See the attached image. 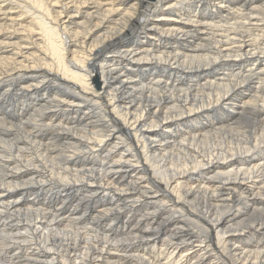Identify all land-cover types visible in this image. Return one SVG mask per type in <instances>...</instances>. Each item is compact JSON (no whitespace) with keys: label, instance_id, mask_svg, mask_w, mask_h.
Segmentation results:
<instances>
[{"label":"bare ground","instance_id":"6f19581e","mask_svg":"<svg viewBox=\"0 0 264 264\" xmlns=\"http://www.w3.org/2000/svg\"><path fill=\"white\" fill-rule=\"evenodd\" d=\"M0 264H264V0H0Z\"/></svg>","mask_w":264,"mask_h":264},{"label":"rangeland","instance_id":"374dc122","mask_svg":"<svg viewBox=\"0 0 264 264\" xmlns=\"http://www.w3.org/2000/svg\"><path fill=\"white\" fill-rule=\"evenodd\" d=\"M129 36H132V32L129 34ZM132 214L126 213V219L128 220L129 218H131ZM30 218V217H29Z\"/></svg>","mask_w":264,"mask_h":264}]
</instances>
